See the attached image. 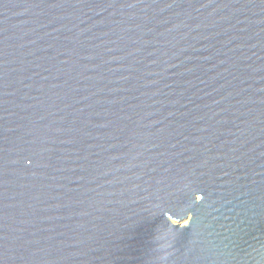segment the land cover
Wrapping results in <instances>:
<instances>
[{
  "label": "water",
  "instance_id": "water-1",
  "mask_svg": "<svg viewBox=\"0 0 264 264\" xmlns=\"http://www.w3.org/2000/svg\"><path fill=\"white\" fill-rule=\"evenodd\" d=\"M0 264H264V0H0Z\"/></svg>",
  "mask_w": 264,
  "mask_h": 264
}]
</instances>
